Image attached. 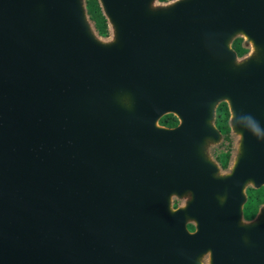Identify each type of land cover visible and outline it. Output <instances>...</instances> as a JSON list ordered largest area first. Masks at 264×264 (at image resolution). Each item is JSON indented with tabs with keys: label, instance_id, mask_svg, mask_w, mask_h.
Listing matches in <instances>:
<instances>
[{
	"label": "water",
	"instance_id": "obj_1",
	"mask_svg": "<svg viewBox=\"0 0 264 264\" xmlns=\"http://www.w3.org/2000/svg\"><path fill=\"white\" fill-rule=\"evenodd\" d=\"M97 2L107 36L87 0H0V264H167L173 199L229 180L217 104L263 118L264 0ZM216 31L250 53L214 67Z\"/></svg>",
	"mask_w": 264,
	"mask_h": 264
},
{
	"label": "flooded vegetation",
	"instance_id": "obj_2",
	"mask_svg": "<svg viewBox=\"0 0 264 264\" xmlns=\"http://www.w3.org/2000/svg\"><path fill=\"white\" fill-rule=\"evenodd\" d=\"M211 36L203 42L211 43L214 67L227 60L229 45L239 57L251 51L245 37L228 42L218 31ZM224 78L223 71L215 70L216 83ZM256 114L263 118L250 125L249 113L234 120L224 99L217 104L213 119L217 136L210 153L219 168L217 175L227 173L229 180L226 185L214 182L203 205L185 197L173 199L164 216L166 240L173 251L167 264H264V110ZM179 123L172 113L158 119L167 128ZM179 154L186 159L185 149Z\"/></svg>",
	"mask_w": 264,
	"mask_h": 264
},
{
	"label": "trees",
	"instance_id": "obj_3",
	"mask_svg": "<svg viewBox=\"0 0 264 264\" xmlns=\"http://www.w3.org/2000/svg\"><path fill=\"white\" fill-rule=\"evenodd\" d=\"M87 8H88L90 18L94 21L95 27L97 31L99 32V34H105L108 31L107 23L101 12V9L99 7L97 0H87Z\"/></svg>",
	"mask_w": 264,
	"mask_h": 264
}]
</instances>
